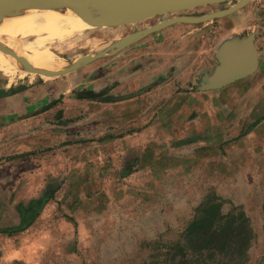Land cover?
Segmentation results:
<instances>
[{"label":"rangeland","instance_id":"obj_1","mask_svg":"<svg viewBox=\"0 0 264 264\" xmlns=\"http://www.w3.org/2000/svg\"><path fill=\"white\" fill-rule=\"evenodd\" d=\"M235 2L222 0L161 12L137 22L69 32L63 35L59 46L62 49H52L67 61V66L86 56L92 57L82 66L62 74L42 69L12 77L0 73V146L3 135L7 134L1 128L2 124L19 123L23 127L25 121L33 127L41 124L52 131L58 145L12 154L16 151L15 146L11 155H2L0 151V177L8 173L19 174L21 169L33 172L35 157L29 154L35 152L51 151L52 157L45 158L46 165L53 159L57 167L53 170L54 175L50 172L39 182L40 193L36 198L26 196L19 200L16 190L9 192L12 179L0 178V248L3 244L27 243L32 234H38L37 231H41L40 237L51 234L55 237L52 244L51 240L48 242L50 237L43 238L36 249L31 244L14 247L15 252L22 248L23 255L33 254L30 259H16L14 264H181V247L188 251L187 254L193 249L203 252L185 232L200 215L203 207L199 205L204 195L216 193L222 198L223 212L232 208L227 207L229 204L225 200L226 192L230 193L231 189L244 190L249 198H258L264 187V172L259 178L250 172L264 169V148L243 146L242 139L249 138L250 134L243 132L244 127L238 123L256 104L247 100L245 105L243 97L252 93L264 94V46L259 42L264 37V0H250L233 20L225 16L197 23L179 21L110 48L113 42L126 35L163 20L183 14L202 15ZM181 25L189 37L195 36L200 43L204 39L210 42L211 54H205L206 58L196 68H181L175 59L181 55ZM233 26L232 32L238 36L253 34L260 52L257 70L232 84L199 91L197 87L203 71L212 72L218 63L213 54L217 43L231 33L228 30ZM169 42L176 45L175 54L166 59ZM155 51L160 58L161 52H165V62L151 61L153 63L149 64L153 68L159 65V72L133 92H122L124 96L138 91L133 97L141 95L137 98L139 106L135 103L130 109L122 102H117L121 103L118 107L105 104L121 92L107 88L114 81L119 84L120 75L111 71L105 77L107 69L104 66L114 59L128 60V69L143 66L149 63L146 58L153 59ZM132 78L136 76L129 80ZM163 81L166 84L158 86ZM44 91H56L52 110H48L43 119L39 116L28 118L36 110L31 114L24 111L22 103L30 100L26 101L27 95H21ZM181 93L185 100L181 99ZM255 95L252 97H257ZM159 96L162 97L160 100ZM257 103L260 104L258 113L264 119L262 101ZM18 111L21 114L27 112V117H18ZM144 112L151 114L143 115ZM170 113L174 116L169 119ZM164 118L169 120L165 126L159 124L158 141L146 143L144 140L138 149L134 146L125 148L122 144L118 151L113 150V146L110 152L106 151L107 141L116 138L99 126L112 127L121 121L124 130L116 140L126 142L131 138L121 137L129 129V123L138 124L132 127L135 130L151 122L161 123ZM254 135V139L259 138ZM46 138L49 140L48 136ZM232 140L236 142H230ZM101 141L106 142V146ZM38 157L44 159V156ZM46 167L49 169V165ZM5 190L7 194H3ZM42 198L45 201L40 204ZM258 220L262 223V217ZM250 223L254 230L251 219ZM258 236L264 237V227L259 235L255 233L243 261L232 259L247 245L242 244L243 241L216 256L221 257L223 264H264V239L258 244ZM203 258L206 264H216L215 255L208 257V253L203 252Z\"/></svg>","mask_w":264,"mask_h":264},{"label":"crops","instance_id":"obj_2","mask_svg":"<svg viewBox=\"0 0 264 264\" xmlns=\"http://www.w3.org/2000/svg\"><path fill=\"white\" fill-rule=\"evenodd\" d=\"M245 6V5H244ZM244 8V7H243ZM241 8L226 14L224 16L221 17H229V20H233V16L235 14H238V12H240L239 10H241ZM218 18V17H216ZM185 23V21H182ZM234 30V26L232 28H229L227 36L225 35L226 38L232 36V35H236L234 34L232 31ZM227 33V32H226ZM193 36V35H192ZM189 35H187V31L184 29V26L181 25V55L177 56L175 59L178 60V63L181 64V68H186V69H192V68H196L197 66H199V62H203L205 57V54L209 53V55L211 54L210 49H208V45H210V42L207 39H204L203 42L201 40L198 42L197 38L194 36L192 37ZM196 38V39H195ZM171 42V39H169ZM168 44L169 50L167 53V57L166 59L171 55L175 54L174 52V47L176 46L173 43ZM255 42V40H254ZM259 42L264 46V37H263V41L262 39H259ZM219 42L216 45V49L215 51H213V54L215 56L217 48L219 46ZM256 45V43H255ZM170 47L172 49H170ZM257 47V46H256ZM207 48V49H206ZM164 52V51H163ZM161 52L162 56L161 58H163L162 60H159V56L157 55L158 52L155 51V53L152 54L153 59H151L152 57H148V59L146 58L145 61L149 62L147 64H144L146 66H138V67H131L130 69H128V60H117L114 59L112 62H110L107 65L104 66V69H107V72H104V76H109L111 71L115 72L116 74H119L120 77H118V80L120 81L119 84H116L115 81L113 83H109L110 85L107 87L109 88L111 91L113 90V92H121V94H119V96H113L112 98H110L113 101H110L108 103L105 104H111L110 106H112L113 104H116L115 106L118 107L117 104H121V103H117V102H122V104H128L130 109L134 108V105L136 103L135 106H139V103L137 102V98H139L141 95H137L136 97H133L135 93H137L138 91H134V93H128L125 94L124 96L122 95V92L128 91L129 92H133V90L142 87L143 85L147 84L148 82L151 81L152 76L154 75V73L159 72V65H156L154 68L151 67L150 65L153 63L151 61H156L159 62L161 61L162 63L165 62L164 60V53ZM149 55V54H148ZM216 57V56H215ZM160 58V59H161ZM200 58H202L201 60H199ZM119 61V62H118ZM124 62V63H123ZM144 62V61H143ZM145 62V63H146ZM108 63V62H107ZM151 63V64H150ZM260 63V52H259V60H258V66ZM119 64V65H117ZM150 64V65H149ZM112 65H114L115 67L112 69H108V67H111ZM257 66V68H258ZM257 70V69H256ZM255 70V71H256ZM117 71V72H116ZM205 73H211V72H207V71H203ZM202 75V74H201ZM132 76H136L135 79H130V77ZM245 78V77H244ZM242 79V78H241ZM123 80V81H122ZM236 82V81H235ZM233 83V82H232ZM230 83V84H232ZM106 84V83H104ZM164 84H166L164 81L160 82L158 84V86L162 87ZM108 85V84H106ZM229 85V84H228ZM106 87V86H105ZM33 89H38L36 87H32ZM198 88V87H197ZM30 89V90H33ZM39 90V89H38ZM199 91H203L201 89H198ZM192 95H194V93H192L191 91L189 92ZM180 94V93H179ZM183 93H181V99L185 100L184 95H182ZM256 94V95H255ZM252 93V94H248L247 97L244 96L243 97V102L246 105L247 100H253L256 104L254 108H251L252 110L250 111V113H247V115H244V117L241 120V123H238V125L243 126V132L245 131H249V138H243L241 141L243 144V146L246 144L247 147L250 148H254V147H263L264 148V119H262V114H259V108L258 106H260L259 103H257V101L261 100L262 101V107L264 109V94H258V93ZM28 96L25 97L26 101L30 100L29 102H23L21 105V108L24 109V111H27L28 113L31 114V111H35L36 113H32L33 116L30 115V117L28 118H36L37 116H39L40 119H43L47 112L51 111V105L53 104V100H56L55 98L56 96V91L55 92H48V91H44V92H29V93H23V95L21 96ZM252 95H255L257 97H252ZM200 96V94H199ZM183 97V98H182ZM134 98V99H133ZM162 97L159 96L158 100H160ZM130 100H133L130 101ZM136 100V101H135ZM109 101V100H108ZM241 101V100H240ZM48 102V103H46ZM126 102V103H123ZM242 102V103H243ZM254 102L252 104H254ZM184 103V102H183ZM186 104V103H184ZM114 106V105H113ZM50 107V109H49ZM166 108V107H164ZM9 110V109H8ZM49 110V111H48ZM9 112V111H7ZM27 112H23L21 114V111H18V117H27L25 115H27ZM147 112V111H146ZM156 112V110H155ZM20 113V114H19ZM162 113V112H161ZM24 114V115H23ZM151 113H143V115H149ZM157 114H159L157 112ZM29 115V114H28ZM174 114L170 113L167 115V118H173ZM166 118H164V121H161V123H156V122H151L148 123L146 125H143L138 128V129H132V127L138 126V124L136 125V123L133 121V123H129L127 125V127L129 128L125 135H123L121 138H131L130 141H119L116 140L119 138V136H121L122 132L124 129H122L121 127L124 126L121 121L119 123L114 124L112 127H110L109 125H106L105 127H101L99 126V128H103L105 129L106 132H112L114 135L113 137H115L116 139H114L113 141H107V152H110L111 150V146H113V150H117L118 148L122 146V144H124L125 148L130 147V146H134L137 147V149L142 146L140 143L144 142V140L146 141H154L157 140L159 138V134H161V130L160 125L159 124H165L169 119L165 120ZM29 123V121H25V125H20L19 123H12V124H2V130L3 132L7 131V134L3 135V139L1 142V146H0V151L2 150V155L5 154H9L11 155V151L13 152L12 147L16 146V151L13 152L12 154H20L23 153L25 151H28L30 149H40L41 147H47V148H53L57 145L56 142V135H52L51 133H53L52 131L45 129L44 126H42L41 124L38 127H33L31 126V123ZM246 122V123H245ZM165 126V125H164ZM50 129V128H49ZM263 129V130H261ZM17 133V134H16ZM253 133H255L254 136L259 137L258 139H254L253 138ZM13 134H16L17 136H13ZM116 135V136H115ZM49 137V140L45 137ZM144 136H146L147 138H144ZM248 136V135H247ZM53 137V139H52ZM150 137V138H149ZM245 137V135H244ZM110 138V137H109ZM253 138V139H251ZM16 140V141H15ZM64 140V139H63ZM136 140V141H135ZM142 140V141H141ZM158 141V140H157ZM103 142L104 146H106V142ZM118 142V144L116 143ZM230 142H236L235 140H232ZM143 144V143H142ZM7 152V153H6ZM30 156L35 157L34 158V162H36L35 164V169L33 172H28L24 169L19 170L20 173L19 174H13V173H8V175H1L0 178H11L12 183L11 185L9 184V192L15 191L16 190V196L19 198V200H22L24 197H37V195L40 193V187H39V182L44 180L45 177H48V174L50 173L51 176L54 175V171L56 170V164H55V160L51 159L50 161H48V165H49V169L46 167L48 165H46L45 162V158H47V160L49 159V157H52V152L49 151L48 153H39V152H35V154H29ZM15 156V155H13ZM27 156V155H26ZM38 156H44V159H40ZM103 157V156H102ZM101 158V157H100ZM39 160V162H38ZM260 164L259 162H255ZM260 166V165H259ZM261 172H264L263 167L257 169L256 171H252L250 172L251 174L254 173V176H258V178L260 177L259 175L261 174ZM229 193L228 191L225 194V200L228 201V206L227 207H235L236 210H241L243 211L250 219L252 222H254V232L259 235L260 231L262 229V227H264V187L261 188V194L259 193L258 198L255 199H251L248 196V193L243 192L244 190L240 189H236L233 190ZM3 193V192H2ZM1 193V194H2ZM3 194H7V191L5 190V193ZM10 194V193H9ZM8 194V196H9ZM210 195H213L212 200L215 201L216 203L220 202V207H224L222 206L223 203V199L219 196H217L216 193H212ZM223 195V194H222ZM31 196V197H29ZM217 196V197H216ZM16 197V200H17ZM216 197V198H215ZM217 199L221 200V201H217ZM207 200H208V196L204 195V199L201 202V204L199 205V207H206L207 206ZM257 207V208H255ZM263 213V214H261ZM262 217V223L259 224V219H261ZM38 234H32V237H29V242L25 243L22 242L21 245H5L3 244L2 248H0V264H14L16 259L18 260H22L25 259V257L27 259H30L33 254L28 252L26 253V255H23V249L19 248L20 251H16L13 250L14 247H23L22 245H32L34 248H38V245H40L42 243L43 238L48 239L49 237L51 238V236H47V237H40L41 235H39V233L41 231H37ZM54 236H52V238H49V241L51 240V244L52 242H54ZM259 237V243H262V240L264 239V237L262 236H258ZM259 247V246H258ZM35 248V249H36Z\"/></svg>","mask_w":264,"mask_h":264},{"label":"water","instance_id":"obj_3","mask_svg":"<svg viewBox=\"0 0 264 264\" xmlns=\"http://www.w3.org/2000/svg\"><path fill=\"white\" fill-rule=\"evenodd\" d=\"M218 1L222 0H0V24L9 19L17 9L29 6L34 2H43L52 6L68 9L78 14L86 15H100L115 8H119L121 11L128 14L127 18L121 22L124 23L127 21L145 19L161 12L181 10ZM249 1L250 0H236L234 4L228 7L206 14H183L163 20L157 24L150 25L126 35L120 41L113 42L110 48L128 41L133 37L147 35L179 21L197 23L224 16L243 7L249 3ZM2 46L3 42L0 41V49ZM215 56L218 59V63L211 73H204L198 89L220 88L253 74L258 66L259 51L255 45L253 34L249 33L246 36L234 35L225 38L219 44ZM91 59L92 57L86 56L83 60H78L64 69H41L43 71L62 74L82 66L86 61Z\"/></svg>","mask_w":264,"mask_h":264},{"label":"bare ground","instance_id":"obj_4","mask_svg":"<svg viewBox=\"0 0 264 264\" xmlns=\"http://www.w3.org/2000/svg\"><path fill=\"white\" fill-rule=\"evenodd\" d=\"M127 16L119 8L100 15H86L43 2L21 7L0 24L3 42L0 73L12 77L41 68L63 69L67 61L58 57L52 48H61L64 34L117 25Z\"/></svg>","mask_w":264,"mask_h":264},{"label":"trees","instance_id":"obj_5","mask_svg":"<svg viewBox=\"0 0 264 264\" xmlns=\"http://www.w3.org/2000/svg\"><path fill=\"white\" fill-rule=\"evenodd\" d=\"M212 197L213 195L208 196L207 206L203 207L200 215L188 225L185 235L191 238L194 245L201 246L203 252L208 253V257L215 255L216 264H223V260L216 256V253L221 255L224 251L228 252L235 244L240 245L243 241L242 244L247 245L242 248L239 256H233L232 259L245 260L247 250L255 236L250 218L243 211H236L235 207L223 212L220 202L216 203ZM44 201L45 198L40 199V204ZM180 250L181 264H206L201 250L193 249L189 254L183 247Z\"/></svg>","mask_w":264,"mask_h":264},{"label":"flooded vegetation","instance_id":"obj_6","mask_svg":"<svg viewBox=\"0 0 264 264\" xmlns=\"http://www.w3.org/2000/svg\"><path fill=\"white\" fill-rule=\"evenodd\" d=\"M230 210V209H229ZM228 212V211H227Z\"/></svg>","mask_w":264,"mask_h":264}]
</instances>
